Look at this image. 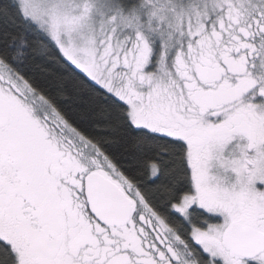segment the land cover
<instances>
[{"label": "snow or ice", "instance_id": "obj_1", "mask_svg": "<svg viewBox=\"0 0 264 264\" xmlns=\"http://www.w3.org/2000/svg\"><path fill=\"white\" fill-rule=\"evenodd\" d=\"M0 264H264V0H0Z\"/></svg>", "mask_w": 264, "mask_h": 264}]
</instances>
